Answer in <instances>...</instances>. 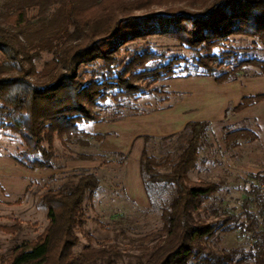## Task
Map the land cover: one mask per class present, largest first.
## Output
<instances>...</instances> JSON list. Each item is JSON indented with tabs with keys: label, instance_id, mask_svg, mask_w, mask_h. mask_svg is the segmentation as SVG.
<instances>
[{
	"label": "trees",
	"instance_id": "obj_1",
	"mask_svg": "<svg viewBox=\"0 0 264 264\" xmlns=\"http://www.w3.org/2000/svg\"><path fill=\"white\" fill-rule=\"evenodd\" d=\"M4 1L0 130L22 139L24 150L11 158L31 171L55 169L56 138L64 145L79 134L102 141L104 135H90L81 127L119 120L127 110L131 116L148 115V110L131 105L142 96L170 102L159 83L181 78L177 68L189 59H168L165 53L146 48L135 53L126 49L130 58L119 62L117 56L130 43L150 36L175 39L192 53L195 71L187 76L210 77L218 85L247 75V68L257 69L253 76H264V59L235 47L233 40L247 36L264 45V0ZM35 7L41 11L30 17L29 10ZM52 7L53 17L42 18ZM153 7L161 10L136 14ZM44 52L53 59L39 72L33 62ZM86 66L93 70L85 72ZM108 101L114 106L104 109ZM263 102L264 94L245 96L233 112L240 114ZM96 108L107 111V116ZM209 127L207 121L191 122L182 132L160 138L162 160L145 146L140 174L147 195L152 196L151 184L157 193L170 189L172 194L161 199L162 228L131 240L139 251L135 264H264V172L251 175L255 183L240 214L227 209L222 214L213 211L214 219L202 215L223 187L222 182L190 178L201 161ZM250 138L257 137L249 129H239L223 140L226 146H237L238 140ZM144 139L146 144L154 140ZM102 158L78 154L74 159ZM99 187L98 176L90 171L75 173L58 188L48 187L38 196L47 210V228L37 239L15 246L8 255L0 254V264H125L127 249L111 241L94 247L96 240L88 233V245L75 252L78 232L88 221L86 202L94 199ZM238 231L250 235L249 249L220 247L222 234Z\"/></svg>",
	"mask_w": 264,
	"mask_h": 264
},
{
	"label": "rangeland",
	"instance_id": "obj_2",
	"mask_svg": "<svg viewBox=\"0 0 264 264\" xmlns=\"http://www.w3.org/2000/svg\"><path fill=\"white\" fill-rule=\"evenodd\" d=\"M4 2V0H0V10L2 11L4 10ZM159 10L161 9L153 7L149 11L136 14L142 15L143 13ZM40 11V7L32 8L29 10V16H36ZM54 13V7H52L42 18L50 19ZM233 40L235 41V47L249 49V55L264 59V45L258 39L235 36ZM146 48L158 53H165L168 59L175 56L189 59L188 63L178 66L177 73L181 78H176V80L197 78V76H187L195 71L191 59L192 53L180 42L168 37L150 36L130 43L121 50L117 59L121 62L130 58L126 49L130 53H135ZM4 57V53L0 51V60ZM52 59L53 55L51 53L44 52L35 58L33 63L36 70L40 72L43 70L45 63ZM101 64L103 63L100 62L99 65ZM24 65L25 69L29 70V66ZM92 70L91 66H86L84 71ZM247 70H249L246 73L247 75L241 76L236 80L237 82L225 83L235 87L232 92L236 93V101L248 91L260 95L264 94V86H262L264 85V76H253L257 72L256 68H247ZM90 78V76H87V79ZM171 80L174 79L162 81L159 86L164 87L165 94L169 93L170 101L179 100V97L184 95L170 91L169 82ZM213 81L215 80L213 79ZM193 82L196 81H175L173 86L175 88L178 86L190 88L194 84ZM215 87L219 86L215 84ZM214 94L216 92L213 90L211 92L202 90V93L201 91L191 93L190 99L192 100L186 102V105L196 107V111L189 113L193 119L201 118L200 105L208 104L210 108L212 107L211 102ZM200 97L206 100L203 101ZM162 98L156 95L142 96L133 100L131 105L139 108V110H148L150 114L168 108L170 102L161 103ZM193 98H199V103H196ZM237 102H231L228 105L220 121L209 122L210 127L201 150V161L198 167L190 173V178L193 181L204 179L223 183L221 191L208 204L209 209L202 213L204 217L210 219L215 218L213 211L222 214L224 210L234 209L235 213L240 214L243 211V203L248 197L251 185L255 183L251 175L264 172V102L240 114L233 112L234 106H238ZM113 106L112 101L103 104L104 109ZM104 109L96 108L94 111L100 112L106 117L107 111ZM111 110L109 109V112ZM125 115L127 116L119 120L105 123L110 126L113 122H119V128L121 126L125 129L126 119L136 117L131 116L128 110L125 111ZM94 125H83L81 130L90 135H95ZM239 129H249L257 138L253 140L251 138L241 139L237 141V146H226L223 140L225 135ZM120 135L110 136L113 140L121 142L122 136ZM153 138L154 140L147 144L143 142V150L147 146L151 155L162 160L165 153L161 148L160 137ZM105 139L98 141L79 134L77 137L68 139L66 145H64L56 138L54 142L56 157L53 160L55 169L30 171L22 167L18 168L20 166L11 158L12 155L24 150L25 146L22 139L16 134L0 130V254L8 255L15 246L33 241L43 234L49 222L46 208L38 202V196L41 193L48 187L58 188L62 186L75 173L90 171L98 176L100 187L94 199L91 202L88 200L86 202L88 221L83 230L78 232L80 241L75 248V252H80L88 245L89 241L87 235H85V233H88L96 240L92 243L94 247L105 241L118 243L123 249H127V255H125L123 262L125 264L137 263L139 251L134 249L130 242L132 239H140L162 228L161 199L168 200L172 191L165 189L157 193L154 185L151 184L149 188L151 197L147 195L146 191L142 197H138L137 193V196L129 193L127 180L133 173V169L136 170V165L140 170L141 158H138V145L132 144L123 147V150L120 151L117 145L103 144ZM78 154L102 155L103 158L92 161L74 159ZM18 169L27 173L24 172L20 175ZM100 224H103L104 228ZM252 243L249 234H242L238 231L222 234L220 247L226 250H247Z\"/></svg>",
	"mask_w": 264,
	"mask_h": 264
},
{
	"label": "crops",
	"instance_id": "obj_3",
	"mask_svg": "<svg viewBox=\"0 0 264 264\" xmlns=\"http://www.w3.org/2000/svg\"><path fill=\"white\" fill-rule=\"evenodd\" d=\"M259 79L262 80L263 78H259ZM191 80L193 81L195 80L196 82H193L194 84L190 88H186V87L182 88L179 86L175 88L173 86L175 81H191ZM215 84L216 82L213 81V79H211L210 77H197V78H191L189 80H176V79L171 80L169 82L170 91L177 93V94L184 95V96L179 97V100L170 101V103H168L167 109H164L162 111H156L148 115H144V116H136V117L127 118L125 121V124H126L125 129H123L121 126L119 128V125H118L120 124L119 122H113V124L110 126L106 125V123L95 124L93 127L94 134L104 135L106 139L103 141V144L109 143L110 145H113V144L117 145L118 148H120V151L123 150L122 149L123 147H128V146H131L132 144L135 146L138 145V149H137L138 158L139 157L141 158V155L143 152V144L145 143L143 137L151 136V137L162 138V137H167V136H171L174 134H178L185 129L188 123H191V122L220 121L222 119L223 112L226 110L228 105L231 104V102L238 101L236 104H239L240 103L239 100H241L243 97L257 94V93H252L251 91H248L245 95L241 96L236 101V93L232 92L234 91L235 87H232L230 84H223V85L216 84L219 87H215ZM263 84H264V81H263ZM202 90L210 91V92L211 90H213L214 92H216V94H214L213 95L214 97L212 98L213 99L211 102L212 107L210 108L208 104L200 105L199 110L201 109V115H200L201 118L193 119L192 115H190L189 113H192L196 111L197 109L196 107H189L186 104L190 100H192L190 99V95L193 91H201L202 93ZM257 95H260V94H257ZM200 98L203 99V101L206 100L203 97H200ZM193 100H196V103H197L199 98H193ZM118 134H121L120 136H122L121 142L113 140L110 136V135L118 136ZM21 167L22 166L18 168H21ZM135 167H136L135 168L136 170L134 171L133 169L132 171L134 174L132 173L130 178H128L127 180V190L129 193H132L134 196H137L138 194L139 195L138 197H142L145 193V188L143 186L140 170L138 169L137 165ZM18 171L20 175L26 172V171H21V169H18Z\"/></svg>",
	"mask_w": 264,
	"mask_h": 264
}]
</instances>
